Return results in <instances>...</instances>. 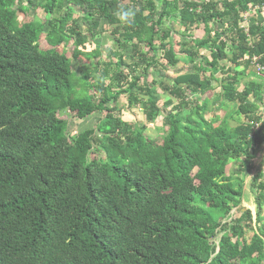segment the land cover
<instances>
[{
  "label": "trees",
  "instance_id": "trees-1",
  "mask_svg": "<svg viewBox=\"0 0 264 264\" xmlns=\"http://www.w3.org/2000/svg\"><path fill=\"white\" fill-rule=\"evenodd\" d=\"M33 1L50 15L44 36L14 21ZM74 10L92 40L110 31L114 73L111 62L75 72L100 52L81 51ZM261 14L264 0H0V264H264V172L251 180L254 218L239 212L264 144ZM179 57L185 73L152 77ZM251 66L260 81L241 85ZM119 95L162 134L124 121L109 105ZM95 113L72 135L71 119Z\"/></svg>",
  "mask_w": 264,
  "mask_h": 264
},
{
  "label": "rangeland",
  "instance_id": "rangeland-1",
  "mask_svg": "<svg viewBox=\"0 0 264 264\" xmlns=\"http://www.w3.org/2000/svg\"><path fill=\"white\" fill-rule=\"evenodd\" d=\"M38 1H33L31 3V5H29L28 7L24 8L23 12L21 14H17V16H15V24L16 25H22L25 24L27 22H31V21H35L39 24L42 25V33L44 36L48 30V26H47V21L50 19V15L44 13V11L38 6ZM66 10L63 12V14L65 15ZM73 15L75 17V19H78V25H79V31L80 34H84L86 37V44L84 45L83 49H81V51H83L84 53L90 52L92 50H94L96 47H98L100 55L99 57H91L89 60H84L82 59V56L78 58L77 61L73 60L72 61V66L75 70V72H77L78 74H81L82 69H88V71L92 74L93 72V67L91 66L92 64H97V63H102V62H111L112 64V69H113V73L115 72V63L119 60L118 57H114L113 55H111V52L116 49V47L114 48V50L112 49V42H111V35H110V31L107 30L105 33H102L101 36L96 37L94 40L91 39L90 35H91V31L89 30L92 26V21L91 20H87V21H82V17L85 16V14H83V12H80L79 10H74ZM261 20L263 19L264 21V14H261L258 16L257 20ZM173 29L176 30V32L181 33L182 30L179 27V25L177 24H172ZM102 28V26H99V30ZM110 29V28H108ZM197 35V33H195ZM200 34V33H199ZM178 35L173 37L174 42L178 41ZM74 38H76V36H74ZM123 39V38H122ZM180 40V39H179ZM42 48H48L47 46H45V44L42 42L41 44ZM69 47H72L71 43L69 44ZM61 51V53H64L67 57L70 56L71 50L68 48V46H64L61 45L59 47V49ZM205 53V52H202ZM128 57V56H127ZM125 57L123 59V65L122 67L125 69L124 70V74H126L128 71H130V66H129V60L128 58ZM179 63L178 65L174 68H169V69H163L158 67V70L156 72H153L152 77L153 78H158V79H162L163 83L169 84L171 83V81L176 78L178 75L185 73L186 69H189L191 66L189 64H187V62L185 61V59L183 57H179ZM87 63H90L91 65L88 66ZM87 65V66H84ZM128 65V67H127ZM99 71L102 70V65L100 67H98ZM138 74L142 73V69L139 68L137 70ZM113 73H111L113 75ZM257 71L256 69L251 66L248 70V77L246 79H244L241 82V85L246 84L249 81H260L259 78H261V75H258V77L256 76ZM98 75V73H95L94 75H92V77H96ZM149 79H152L151 77ZM124 79H122V81L120 80H115L114 81V85L115 87L113 88V91L116 92L118 89V85H122L125 81H123ZM150 81V80H148ZM110 82L109 80L105 81V85H108ZM155 89L158 88V85L154 86ZM158 90V89H157ZM217 93V90H215ZM89 94H91V91H89ZM163 97L159 96L158 100H159V105L161 106L162 104V100ZM262 103H260V101H256L257 105L259 104H264V93L262 94ZM128 102H127V98L126 95H119L117 101H112L109 105H114L116 107V109L119 111V114L121 116V118L124 121L127 122H133L135 123L136 120H142L143 124L145 125L147 128V135L150 137H158L160 136V134H162V126L160 122H155V123H145L144 118L141 117V115H137L138 111H135L134 109H130L127 106ZM217 103H213V106H216ZM138 110L142 109V104H139L137 106ZM264 109V107L262 108V110ZM62 119H70L71 118V114L70 113H63L60 114L59 116ZM101 117V113H95L92 116H90L88 119L83 120V121H74V120H70L72 122V126H71V130H72V135L84 131L86 129L92 128L97 121L99 120V118ZM234 165V164H233ZM230 165V170L229 172H233L234 171V167ZM252 169L250 172H246L244 173V188H243V199L242 202L240 204V210L239 212L242 213L245 210H250L253 218L255 216V210H256V206H255V196H254V192L253 190H251V180L252 178L258 173V172H264V144L257 150V157L256 159L251 163ZM232 213H238L237 210H233Z\"/></svg>",
  "mask_w": 264,
  "mask_h": 264
},
{
  "label": "clouds",
  "instance_id": "clouds-1",
  "mask_svg": "<svg viewBox=\"0 0 264 264\" xmlns=\"http://www.w3.org/2000/svg\"><path fill=\"white\" fill-rule=\"evenodd\" d=\"M121 22L130 23L135 13L132 10L120 11L117 13Z\"/></svg>",
  "mask_w": 264,
  "mask_h": 264
}]
</instances>
